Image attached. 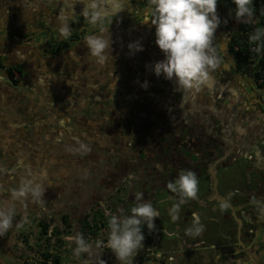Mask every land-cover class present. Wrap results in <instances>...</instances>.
<instances>
[{
    "label": "flooded vegetation",
    "instance_id": "obj_1",
    "mask_svg": "<svg viewBox=\"0 0 264 264\" xmlns=\"http://www.w3.org/2000/svg\"><path fill=\"white\" fill-rule=\"evenodd\" d=\"M53 2L56 9L52 27L46 28V22L40 21L39 28L32 33L48 30L49 37L44 39L43 49L49 52L47 49L52 48L50 53L53 55L48 57L54 64L50 62L46 73H42L33 84L68 92L86 102L82 105L84 101H76L77 104L71 100L46 101L49 110L57 104L80 111L91 106L93 113H101L103 108V112L111 115V121L107 123L110 128L106 130L116 142L111 144L114 152L107 159H100L103 155H99L87 170L93 180L99 178L98 173L102 174L101 181L86 192L80 211L77 207H69L58 215L56 223L62 219L63 233L60 227L56 228V223L50 225L35 219V239L40 242L37 246L38 264L45 261V247L51 250V264H100L101 261L119 264L103 243L91 250L94 256L90 260L87 253L79 256L74 253V242L75 247L64 248L61 236H71L68 232L73 226V236L82 235L88 244L106 242L107 221L111 215H118L121 209L127 213L135 203L148 201L159 217L153 220L152 230L142 226L145 239L132 264H169L174 258L168 255L179 252L197 254L192 260L185 256V262L181 260L174 264H264V65L259 58H248L238 44L231 47L233 38L248 31L254 34L261 17L254 13L251 18L237 20L232 0H217L216 11L222 23L216 30L213 45L221 62L208 73L204 83L183 91L178 90L174 80L156 77L151 70L154 62L163 59V54L154 43V26L143 23V17L148 15V0H129L124 11L108 18L111 23L106 22L105 27L113 41L112 60L103 66L89 57L83 39L86 35L96 34L97 26L81 15L82 0ZM62 18L67 21L71 32L68 38L62 37L58 30ZM134 40H140L144 50L129 55L126 45ZM221 48L224 51L221 52ZM5 72L6 80L0 81L1 98L11 97L13 92L22 94L30 90L25 82L17 81L18 76L15 78L8 69ZM145 80L148 82L146 90L140 87ZM57 121L69 129L62 120ZM45 122V119L19 122L22 140L25 131L30 133ZM21 148L25 150L23 146ZM68 148L73 150L72 146ZM79 149L83 150L82 145ZM80 155L70 158H80L75 160L79 163L82 157H88L82 152ZM28 158L26 160L24 155L16 158L15 164L9 163L7 177L22 179L21 183L31 181L32 188L51 185L54 195L67 188L66 197L81 192L87 185L84 180L79 182L76 179L75 183L68 184L62 181V175L67 176L70 171L80 174L82 170L75 163L72 167L65 162L64 168L56 159L50 161L39 156L36 160L35 155ZM232 158L243 159L246 180L240 191L225 196L219 193L218 187L219 183H225L226 177H215V172L218 168H226ZM46 164L49 167H43ZM13 165L21 166L19 170L22 171L12 173ZM24 166L34 169L33 173L24 172ZM41 167V171H49L51 175L38 183L34 180L37 177L35 171H40ZM181 171L192 172L197 180L194 198L183 197L167 188L168 183L179 179ZM137 192L143 193L138 202L134 199ZM116 193L117 202L114 199ZM166 201L178 205L175 214L162 205ZM208 212L218 216L215 220L218 236H214V241L209 238L195 240L197 232L203 237L210 228L202 224L199 230L201 220H194L193 214L207 221L210 218ZM66 213L72 214L73 218L70 220ZM28 214L24 210V214L18 215L24 233L29 228ZM172 215L177 217L174 222L169 219ZM47 237L50 241L46 245L42 242ZM176 240L179 245L175 244ZM202 247L211 252L210 256L202 255ZM157 252L162 254L159 259L156 258ZM64 255L68 257L67 261L61 260Z\"/></svg>",
    "mask_w": 264,
    "mask_h": 264
},
{
    "label": "clouds",
    "instance_id": "obj_2",
    "mask_svg": "<svg viewBox=\"0 0 264 264\" xmlns=\"http://www.w3.org/2000/svg\"><path fill=\"white\" fill-rule=\"evenodd\" d=\"M235 5L234 16L237 20L241 17L251 18L253 13L252 0H232ZM81 15L88 22L97 26L96 34L84 36L89 57L94 58L98 65H105L112 60L111 45L113 43L105 23H111L110 16L116 17L125 10L129 0H82ZM148 15L143 17V23L154 26V43L162 52L163 59L154 62L151 70L156 77L163 76L165 80L173 81L178 85V90L188 91L196 88L208 79V73L215 70L220 64L217 57V48L213 45L217 28L222 23L217 15V0H148ZM261 18L263 16H260ZM68 23L62 18V25L58 29L62 37L71 35ZM264 35V27H258L254 34L249 36L250 42L257 43ZM260 45L257 43V51ZM129 55L143 51L140 40H134L126 45ZM224 51V49H220ZM144 90L148 87L145 80L140 83ZM31 181L25 182L18 189L12 190L14 199L24 198L31 192L34 196L40 195L41 189L37 185L30 188ZM171 192H179L181 196L194 198L197 192V180L192 172L181 171L179 179L167 184ZM143 193L137 192L134 196L136 202L141 201ZM178 205H173L175 211ZM194 220L199 217L193 214ZM159 213L150 201L135 203L128 209H123L118 215H111L107 221L106 242L97 241L99 248L103 243L119 264H132L133 257L138 249L143 246L145 239L142 226L152 230L153 220ZM175 215L171 220L176 221ZM11 214L0 211V233L10 226ZM69 242H75L74 253L91 255L92 245L88 244L82 235L68 236ZM162 254L157 252L156 258ZM100 264H105L101 261Z\"/></svg>",
    "mask_w": 264,
    "mask_h": 264
},
{
    "label": "rangeland",
    "instance_id": "obj_3",
    "mask_svg": "<svg viewBox=\"0 0 264 264\" xmlns=\"http://www.w3.org/2000/svg\"><path fill=\"white\" fill-rule=\"evenodd\" d=\"M85 19V18H84ZM86 22V19L84 20ZM41 35V37L44 39H47L49 37V33L45 36L44 33H39L37 36ZM42 46V45H41ZM41 48V47H40ZM49 48V47H48ZM52 50V48H50ZM42 52V50L40 49ZM51 52V51H49ZM48 56V55H46ZM54 64V62L51 60V64ZM88 80V79H87ZM27 87L30 88L29 91L20 93H14L11 97L7 98H1L0 97V110L7 112V115L1 114L6 118V120L14 121V122H31V121H38L45 119V124L41 123L38 125V128L32 129L30 133L25 131L24 139L22 140L21 130H15L12 128L11 124L5 125L2 128V134L4 135V146L0 147V164L2 165H8L9 163H14L16 158H20L22 156H26V160L30 159L28 156L35 155L36 160L40 156L41 159H50V161L55 160L57 163L61 162L62 167H66L65 162L72 167L76 164L77 168L81 171L80 174L77 172H69L66 174H63L61 179L62 181L66 182H74L76 181H82L84 180L87 185L83 187V190L81 192H74L72 193L71 197H66L67 188L63 190V192H57L56 195H54L53 186L47 185L44 188L41 189L40 195L34 196L31 192L27 193L24 198L14 199L12 196V190L18 189L21 187L24 183H21L19 178H11L4 176L0 180V187H5L7 189L8 193H2L1 199L2 203H5V200H7L10 204L9 207L17 208L21 203L24 204V209L30 214V216L33 217V220L38 218L41 219L48 224L56 223V219L58 218V215L65 211L67 208L69 210V207H77L78 211H80L82 207V203L86 200V192L94 189V185L97 183H100L101 175L98 173L99 178L96 180H93L89 173H87L89 168L93 166V162L96 158L99 159V155L101 156L100 159H107L112 152H114V148L111 147V144H114L116 142L115 137L112 135H109V131H107L110 126L109 123L111 120V115L106 114V112L99 113L96 111V113H93L91 110V106L86 107V111H80L73 108L72 110L68 109V107H65V104H57L54 108H48L46 101H69L71 100L74 104H77L76 101H84V98H77L75 96H72L68 92H64L62 90L57 91L56 89H46L44 86L42 88L37 87L36 84H33V82H26L25 83ZM1 87V85H0ZM11 92V91H10ZM74 95V94H73ZM29 101V102H28ZM28 103V104H27ZM86 103L85 101L82 102V105ZM46 105V106H45ZM63 107H60L62 106ZM73 120H72V118ZM57 119H60L64 122L66 126H69V129H65L60 123L57 121ZM80 120L82 122L80 123ZM107 129V130H106ZM126 131V127L125 130ZM21 143V147L23 146L25 150H22L21 147L19 148V153L15 155L16 151L14 149L13 143L17 142ZM8 145V146H6ZM83 150H80L79 147H81ZM68 146H72V149H69ZM80 152L84 153L86 158L81 159V162L77 163L75 160L80 158H70V157H81ZM69 155V156H68ZM68 156V157H67ZM67 157V158H66ZM67 159V160H65ZM236 159V160H234ZM43 162V161H42ZM41 164H45L42 163ZM87 162V164L85 163ZM48 163V162H47ZM75 163V164H74ZM83 163V164H82ZM100 165H104L102 162H100ZM21 167V166H20ZM19 166H14L12 173L14 174L20 173L22 170H19ZM26 173H33L34 169L26 168ZM43 167H49L48 164L44 165ZM64 167V168H65ZM245 167L243 159H237L232 158L230 159L229 163L226 165V168H218L215 172V177H218L219 175L222 176V178L226 177V181L224 184L219 183V193L224 194L225 196L230 194L232 191H240L242 189V184L244 182V176H243V169ZM42 167L40 168V171H35L37 173V177L34 179L35 181H38V183H42L45 181L47 177H49L51 174L49 171H41ZM51 170V169H50ZM77 171V170H76ZM40 175V177H39ZM66 176V177H65ZM59 177V176H58ZM65 177V179H64ZM33 180V181H34ZM47 180V179H46ZM246 180V179H245ZM32 184L29 186L30 188ZM205 192V190H204ZM120 194V193H118ZM205 194H207L205 192ZM56 198V199H53ZM115 202H117V193L114 197ZM66 204V205H65ZM169 211L170 213H174L175 211L172 210V206L174 203L172 201H166L162 203ZM161 207L163 208V206ZM66 210V212L68 211ZM210 218H208L207 221H204L202 218L199 217L201 220L198 228L201 230L202 224H206L210 230L207 235L203 237H199V232L195 235V240L197 239L199 241V238H202L203 240L210 239L211 241H214L218 236L217 231H215V220L218 219L217 214H213L211 212H208ZM69 214V215H68ZM211 214V215H210ZM70 218V220L73 218L72 214L66 213L65 216ZM55 222H54V219ZM171 220V217H169ZM214 220V221H213ZM63 221L62 219L59 220L58 223H56V228L60 230H63ZM173 224V222H171ZM207 229V228H206ZM23 230V228H22ZM59 231V230H58ZM75 231L74 227L72 226L70 229V232H68V235L71 233V236H73V232ZM215 236V237H214ZM64 248L67 246L75 247L73 245V242H69L65 237H62ZM43 241V240H42ZM50 239L47 237L42 243L48 244ZM201 241V240H200ZM193 242V240H192ZM75 243V242H74ZM176 245H179L177 243V240L175 241ZM201 244V243H200ZM66 245V246H65ZM91 245V244H90ZM173 246V245H172ZM205 246H208L206 244ZM97 248L96 247V241L92 243L91 250ZM202 255L204 257L210 256V251L207 249L200 250ZM92 252V251H91ZM194 254H197V252H188V253H176L174 255L170 254L168 256H171L174 258L169 260V264H174L175 262L179 263L181 260L183 262L186 261L185 256L187 260H192V257ZM90 260H93V252L91 255H89ZM68 259L66 255L61 258L63 261ZM168 264V263H167ZM190 264V263H185Z\"/></svg>",
    "mask_w": 264,
    "mask_h": 264
},
{
    "label": "crops",
    "instance_id": "obj_4",
    "mask_svg": "<svg viewBox=\"0 0 264 264\" xmlns=\"http://www.w3.org/2000/svg\"><path fill=\"white\" fill-rule=\"evenodd\" d=\"M55 9L53 0H0V63L2 66L0 81L6 80V69L15 78L18 76L17 81L20 83L34 82L40 79L42 73H46V67L51 59L49 55L46 56L40 51L45 38L39 35L29 39V36H32V32L39 28L40 21L46 22V28L52 27L51 21H54ZM46 28L38 32H44L46 36L49 33ZM12 30L15 31L14 36L9 33ZM47 50L50 51V49ZM1 90L2 87H0ZM1 114L7 115V112L0 110V147L4 146L2 128L11 124L12 128L19 130L20 125L19 122H8L6 120L8 117L5 118ZM13 144L14 147L16 146L14 151L17 155L21 143L17 141ZM7 173V165L0 164V178L2 179ZM3 192L8 193L5 187H0V196ZM8 204L10 203L7 200L2 203L0 197V211L11 214L10 226L0 233V264H38L37 246L40 242L35 239L37 233L35 219L33 220V217L28 214L29 228L27 233H24L23 226H19L18 220V215L24 214V204L21 203L17 208L14 206L10 208ZM44 252L50 263L51 250L45 247Z\"/></svg>",
    "mask_w": 264,
    "mask_h": 264
},
{
    "label": "trees",
    "instance_id": "obj_5",
    "mask_svg": "<svg viewBox=\"0 0 264 264\" xmlns=\"http://www.w3.org/2000/svg\"><path fill=\"white\" fill-rule=\"evenodd\" d=\"M252 7H253V13H257L259 16H263L260 20V23L257 25L258 27H264V0L262 4H256L252 0ZM252 32H249L247 34H241V36H238V38H233L231 41V47H233L235 44H238L241 48V50L244 51V53L248 56V58H259L260 63L264 65L263 58H264V46L260 47L259 51H257V43L260 45H264V35L261 36L260 41L257 43L250 42L249 36L252 35ZM255 45V49H251L252 46ZM46 255H44L45 257ZM51 260L49 263V260L47 257H45V261L41 264H51Z\"/></svg>",
    "mask_w": 264,
    "mask_h": 264
},
{
    "label": "water",
    "instance_id": "obj_6",
    "mask_svg": "<svg viewBox=\"0 0 264 264\" xmlns=\"http://www.w3.org/2000/svg\"><path fill=\"white\" fill-rule=\"evenodd\" d=\"M9 33H10L12 36H14L15 31L12 30V31H10ZM38 34H39V32L34 33L32 36H29V39L35 38ZM44 44H45V42H44V43L42 44V46H41L42 53H44V54H46V55H53V53H50V52H48V51H46V50L43 49Z\"/></svg>",
    "mask_w": 264,
    "mask_h": 264
},
{
    "label": "built area",
    "instance_id": "obj_7",
    "mask_svg": "<svg viewBox=\"0 0 264 264\" xmlns=\"http://www.w3.org/2000/svg\"><path fill=\"white\" fill-rule=\"evenodd\" d=\"M256 4H262L263 0H253ZM263 36V35H262ZM251 49H255V45L251 47ZM264 61V58H263Z\"/></svg>",
    "mask_w": 264,
    "mask_h": 264
}]
</instances>
